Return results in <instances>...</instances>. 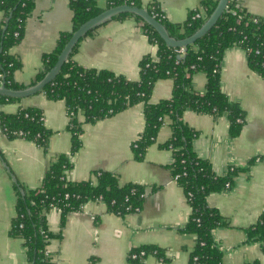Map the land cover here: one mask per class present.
Here are the masks:
<instances>
[{
	"label": "crops",
	"instance_id": "0c3cea01",
	"mask_svg": "<svg viewBox=\"0 0 264 264\" xmlns=\"http://www.w3.org/2000/svg\"><path fill=\"white\" fill-rule=\"evenodd\" d=\"M107 1L97 0V4L104 8ZM139 1L143 5L155 2L166 22L175 23L184 21L192 10L203 11L205 0ZM239 3L264 20V0ZM71 19L69 0H34L21 40L9 50L20 61V67L13 72L15 82L25 86L31 82L42 69V55L53 50L61 32L71 30ZM155 46L141 20L123 15L85 35L72 59L81 67L107 69L135 80L140 59L146 54L154 55ZM218 71L221 91L244 113L239 134L229 133L226 113L185 109L181 120L197 133L191 146L196 155L210 163L215 175H230L227 186L206 196L207 205L227 222L211 231L222 251L223 263L264 264L261 242L248 239L246 232L264 208V78L252 70L246 50L238 45L224 50ZM205 83L202 72L193 73V91L204 93ZM172 87L171 79L157 80L149 101L168 98ZM32 106L41 111L43 125L49 131L45 147L20 136L8 137L0 129V264H30L23 241L9 235L15 214V184L20 189L39 187L49 165L60 154H68L69 167L64 171L68 180H90L94 179V171H109L120 184L143 186L144 196L139 209L123 214L110 211L98 200H87L81 209L69 211L63 218L58 209L47 210L46 225L52 237L46 250L55 263L189 264L195 235L182 231L191 209L169 169L172 150L163 146L171 135L168 120L140 159L131 148L144 128L140 102L94 123H82L80 146L69 154L71 132L63 100L38 92L6 102L0 110L14 113ZM78 120L83 121L82 114ZM140 249H146V254L132 259L130 253Z\"/></svg>",
	"mask_w": 264,
	"mask_h": 264
},
{
	"label": "trees",
	"instance_id": "16d2710c",
	"mask_svg": "<svg viewBox=\"0 0 264 264\" xmlns=\"http://www.w3.org/2000/svg\"><path fill=\"white\" fill-rule=\"evenodd\" d=\"M216 2L203 1V17H194L199 10L195 9L189 12L184 21L175 23L166 22L155 2L143 5L139 0H108L104 8L122 3L142 5L165 26L169 35L183 38L203 23ZM33 5L34 0H0V11L3 13L0 22V76L4 77L5 85L9 88L25 86L13 80V72L20 67V61L9 50L21 40L25 21ZM69 7L72 12L71 30L61 32L53 50L42 55V69L34 74L29 84L40 80L53 66L72 31L104 9L97 4V0H69ZM123 15L133 14H119L113 18ZM141 22L150 42L156 45V52L140 59L137 79H128L107 69L79 66L72 56L80 39L71 48L58 74L41 92L50 99L64 101L68 115L67 127L71 132L69 154L76 152L80 146L82 123H94L140 102L143 104L144 128L131 147L135 157L140 159L146 147L154 142L162 123L168 120L171 135L163 146L172 150L173 160L169 169L183 189L191 209L182 231L195 235L189 264H224L222 251L213 241L211 231L227 222L215 208L207 205L206 196L229 183L230 175H215L210 163L196 155L191 146L197 133L182 122L181 116L185 109L201 113H226L229 133L232 136L239 134L244 113L229 102L221 91L219 65L224 50L238 45L246 50L252 70L264 78V20L247 12L239 0H229L216 23L202 37L188 45L181 58L177 55V48L166 45L152 26L143 20ZM195 72L205 75V91L202 94L192 89L191 79ZM166 78L172 80L171 95L155 103L150 102L154 83ZM18 99L21 98L0 96V105ZM79 114L83 115L82 122L78 120ZM0 129L8 137H15L17 132L22 131L23 138L41 147L46 146L49 135L43 125L41 111L33 106L19 108L14 113L0 110ZM67 167L68 154H60L49 165L39 187L20 189L15 184V214L11 219L9 235L23 241L30 264H57L46 250L52 234L46 225L45 212L52 206L60 211L63 218L69 211L81 209L87 200L103 201L110 211L118 214L137 210L143 202L144 187L141 185L120 184L115 174L101 170L93 172L94 179L70 181L64 175ZM255 221L246 229L247 236L248 239L259 240L264 249V208ZM153 251L159 254L158 250ZM247 264L259 263L252 261Z\"/></svg>",
	"mask_w": 264,
	"mask_h": 264
},
{
	"label": "water",
	"instance_id": "95a60500",
	"mask_svg": "<svg viewBox=\"0 0 264 264\" xmlns=\"http://www.w3.org/2000/svg\"><path fill=\"white\" fill-rule=\"evenodd\" d=\"M229 0H217L215 7L211 13L203 20V23L189 36L183 38H175L167 32L165 26L159 22L145 7L132 4L122 3L111 7L104 8L98 14L90 17L81 23L75 30L72 31L70 37L64 44L53 66L44 74V76L34 84H28L23 88L13 89L5 85L4 77L0 85V96L13 98H24L41 92L43 87L52 81L58 74L62 64L67 60L71 48L82 39L88 31L99 26L103 22L112 19L119 14H133L141 18V21L149 24L158 33L163 42L169 47H182L185 51L187 46L193 44L198 38L202 37L215 23L220 15L225 11Z\"/></svg>",
	"mask_w": 264,
	"mask_h": 264
},
{
	"label": "built area",
	"instance_id": "2783aa9c",
	"mask_svg": "<svg viewBox=\"0 0 264 264\" xmlns=\"http://www.w3.org/2000/svg\"><path fill=\"white\" fill-rule=\"evenodd\" d=\"M204 10H205V8L203 9V11L202 10H198V11H196L195 12V14H194V17H203L204 16ZM16 35H17V33H16ZM176 52H177V55H178V57L179 58H181L183 55H184V53H185V51L183 50V48L182 47H178L177 49H176ZM2 75L0 76V85H1V83H2ZM16 135L17 136H20V137H23V133H22V131H19V132H17L16 133ZM174 179H176V177H173ZM176 181V180H175ZM228 185V183L226 184V186ZM100 201V200H99ZM51 208H56V207H54V206H52ZM155 252V251H154ZM146 254V251L144 250V249H140V250H138V251H133V252H131L130 253V256H131V258L132 259H139V258H142L144 255Z\"/></svg>",
	"mask_w": 264,
	"mask_h": 264
}]
</instances>
